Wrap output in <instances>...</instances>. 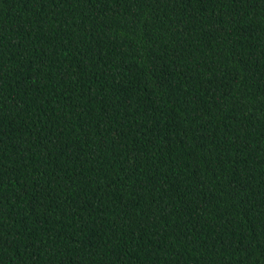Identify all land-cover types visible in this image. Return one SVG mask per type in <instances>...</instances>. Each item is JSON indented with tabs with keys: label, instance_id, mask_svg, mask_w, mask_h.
Here are the masks:
<instances>
[{
	"label": "trees",
	"instance_id": "16d2710c",
	"mask_svg": "<svg viewBox=\"0 0 264 264\" xmlns=\"http://www.w3.org/2000/svg\"><path fill=\"white\" fill-rule=\"evenodd\" d=\"M0 264H264V0H0Z\"/></svg>",
	"mask_w": 264,
	"mask_h": 264
}]
</instances>
